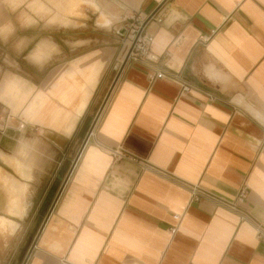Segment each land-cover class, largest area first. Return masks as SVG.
<instances>
[{
	"label": "crops",
	"instance_id": "obj_1",
	"mask_svg": "<svg viewBox=\"0 0 264 264\" xmlns=\"http://www.w3.org/2000/svg\"><path fill=\"white\" fill-rule=\"evenodd\" d=\"M119 1L153 35L150 60L123 63L125 47L95 45L93 27L58 14L27 23L24 2L0 0V123L8 112L25 123L0 131L24 136L25 165L8 160L21 147L5 145L0 171L28 179L0 172V220L15 224L0 233L28 216L30 184L56 172L43 201L66 170L37 239L0 246V264H264V0ZM93 2L98 25L121 18ZM245 181L249 217L192 200L193 184L233 200Z\"/></svg>",
	"mask_w": 264,
	"mask_h": 264
},
{
	"label": "rangeland",
	"instance_id": "obj_2",
	"mask_svg": "<svg viewBox=\"0 0 264 264\" xmlns=\"http://www.w3.org/2000/svg\"><path fill=\"white\" fill-rule=\"evenodd\" d=\"M12 1L15 6L14 7L15 9H17V6L20 7L21 9L22 3L23 2L25 3L23 7L25 9V20H26L25 22L27 23H33L39 19H42V20L47 19L48 22H54L55 21L54 17L56 14H58V17L60 18L62 23L67 26H79L80 29H83V28L91 29V27H93L94 34H95V41H94L95 45H101L103 43L106 45L108 44V46H120L121 51L123 47H125L124 48L125 55L130 48L132 38H133L131 29H132V26L134 27L133 24L130 25V23L133 22V19H130V16H133V11L127 8H122L120 4L121 2L119 0H102L104 2H108L107 4L109 5V10H112V11L114 10L116 12H119L121 15V18L119 19V21L115 22L110 28L102 27L98 25L97 21L100 15L98 12L101 10L99 9L100 6H97L96 3L93 2V0H39L45 7H47L46 11L44 10L45 8L41 4H39L38 1L36 0H12ZM33 1H35L34 5H33ZM38 8L43 11L39 12L37 10ZM71 18H74V19L78 18L77 22H75ZM101 22L102 21H100V23ZM134 24L136 25V23ZM80 29H78V33L82 34ZM85 35L86 33L82 34V36H85ZM101 39H103L104 41H102ZM120 59L123 60L124 58L121 57ZM101 105H102L101 107H103V104ZM99 109L100 110H97V113L95 114L94 121H97L96 117L102 108L99 107ZM94 121L92 122L90 126V130H92L93 125L95 124ZM1 124L2 123H0V128H1L0 131L3 130L1 127ZM12 125L13 127L10 126L12 127V129H8V130L20 131V130H17L18 129L17 126H15L14 124ZM12 136L14 137V140L8 139V141H6V139L2 138L0 134V149L2 148L1 146H5V145L8 146L9 150L10 149L14 150L17 148V146L21 147L22 153L18 155L15 154V156L18 157L19 160H16L14 156H10L8 160L11 163H17V161L21 162L22 160L25 165V139H21L24 136L16 132ZM1 159H0V164L2 165L1 161L2 160L3 162H6V161L4 159L2 160ZM34 162L35 164H37L38 162L36 156H34ZM2 168L3 170L0 171L2 174H7L10 177L12 176L18 182L23 183L28 180L27 178H24L23 176H21L20 173L15 168L11 167L10 165L6 166L5 164L3 165ZM55 173L47 172L46 179L45 180L42 179L41 185L38 187L37 190L36 188L31 186V184L30 186H28L27 199L28 201H30L29 203L30 207L28 209L29 211L28 216L26 218L24 217V219H19L16 217L14 218L15 220L20 222V228L14 236L5 237L3 234L0 233V246H25V244H27L26 246H31L33 241L37 239V236L43 226L42 223H44L43 220L45 217L42 214H40L41 212L40 210H42L43 203L44 201H46L47 198L53 199L56 193V190L59 187V184L62 183L63 178L66 175V170L64 171V174L61 175L60 179L58 178L53 179L52 184L49 186V190L45 194L43 201H41L42 199L40 200V198L42 197V193L46 187V184H48L49 180L51 179L50 176L54 175ZM57 174H59V172ZM37 177H38L37 172H32V178H31L32 185L40 182ZM0 182H1L0 199L3 198V195L5 196L4 203L0 202V214L6 215L7 212L5 210V202L7 201V195H5V188L2 186L3 180L1 178H0ZM52 190H53V196H49Z\"/></svg>",
	"mask_w": 264,
	"mask_h": 264
},
{
	"label": "built area",
	"instance_id": "obj_3",
	"mask_svg": "<svg viewBox=\"0 0 264 264\" xmlns=\"http://www.w3.org/2000/svg\"><path fill=\"white\" fill-rule=\"evenodd\" d=\"M154 15L152 16V18L154 17ZM156 20L158 22H161L162 18L157 15ZM131 32L133 34L132 42H131L129 50L127 51L124 57L123 63L128 62V61L150 60L152 58L151 46H152L154 37L152 34H150L146 30V23L137 22L136 25H134V27L132 26ZM164 76H166V74L158 73L156 75H150L149 78L151 80H154L156 77L162 78ZM14 119L15 117L10 112L6 113L3 121L1 122L2 123L1 127L3 131L12 129L13 127L12 120ZM99 119H100V116L95 122L93 129L95 128ZM13 124L18 127L17 130H22L23 128H25V123L20 120H16V122ZM114 153H115V156H117L118 158H121L124 155L120 150H116ZM190 190H191L193 201L211 200L220 206H224L230 210L240 212L242 218H246L247 216L249 217V215L246 212H242L241 210V206L242 204H244V202L248 198L249 192H250V186L247 181L241 184L233 200H226L223 198H219L215 196L214 194L208 192L207 190H204L198 184L191 185ZM171 232L172 234H175L176 228H173ZM258 235H259V238L261 239L264 238V229L261 226L259 227Z\"/></svg>",
	"mask_w": 264,
	"mask_h": 264
},
{
	"label": "bare ground",
	"instance_id": "obj_4",
	"mask_svg": "<svg viewBox=\"0 0 264 264\" xmlns=\"http://www.w3.org/2000/svg\"><path fill=\"white\" fill-rule=\"evenodd\" d=\"M103 14V13H102ZM103 16V15H102ZM104 17V16H103ZM106 19V18H105ZM12 224V226H15L14 223L10 222V221H5V220H0V228L4 231L5 227L4 226H10Z\"/></svg>",
	"mask_w": 264,
	"mask_h": 264
},
{
	"label": "water",
	"instance_id": "obj_5",
	"mask_svg": "<svg viewBox=\"0 0 264 264\" xmlns=\"http://www.w3.org/2000/svg\"><path fill=\"white\" fill-rule=\"evenodd\" d=\"M154 15V14H153ZM151 17H152V15H151ZM49 207V206H48ZM48 207H47V204H46V206L44 207V212H43V215L45 216V214L47 213V209H48Z\"/></svg>",
	"mask_w": 264,
	"mask_h": 264
}]
</instances>
